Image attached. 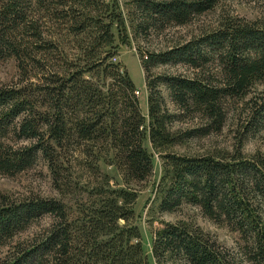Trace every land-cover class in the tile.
<instances>
[{"label":"trees","instance_id":"16d2710c","mask_svg":"<svg viewBox=\"0 0 264 264\" xmlns=\"http://www.w3.org/2000/svg\"><path fill=\"white\" fill-rule=\"evenodd\" d=\"M216 3L131 0L134 38H160ZM114 26L126 36L106 0H0V62L13 60L18 73L0 85V174L43 162L62 196L81 198L73 213L63 199L0 195V264H149L134 211L153 175L145 138L163 165L159 211L198 209L240 240L229 250L199 227L165 222L153 235L154 263L264 264V155L246 157L242 142L224 154L175 151L220 133L231 103L264 84V24L233 19L164 50L138 46L147 117L115 63ZM251 102L243 138L264 132V98ZM184 122L195 127H176ZM110 153L122 186L100 172Z\"/></svg>","mask_w":264,"mask_h":264},{"label":"rangeland","instance_id":"374dc122","mask_svg":"<svg viewBox=\"0 0 264 264\" xmlns=\"http://www.w3.org/2000/svg\"><path fill=\"white\" fill-rule=\"evenodd\" d=\"M109 4H116L121 11L126 23V36L114 26V46L116 47L115 57L116 64H119L125 70L138 92V102L141 113L147 117V92L143 72L137 55V47L151 50H164L176 44L190 40L202 33L216 30L220 25L227 23L233 19L243 20L245 22L264 24V0H217L216 6L201 16L195 17L191 22L183 27L172 28L160 38H153L150 42L136 41L134 38L133 27L130 20L133 18V7L131 0H106ZM169 72L182 73L178 69H165ZM18 77L16 66L13 60L0 62V85H12ZM264 98V84L257 86L242 101H234L231 103L227 116L223 125V129L218 134H211L205 138H197L189 141L176 148L178 154H224L231 152L238 145H242V154L246 157H253L257 154L264 155V132L255 136L243 138V126L246 123L250 110L247 106L249 101L253 103L255 100ZM180 129H191L195 126L191 123H180L176 125ZM143 146L153 158V175L147 183L141 187L139 198L134 207L136 215V224L142 236V244L145 256L149 264H155L152 258V241L154 232L162 228L163 223L186 222L193 226L199 227L205 233L215 238L219 244L229 250L237 249L240 243L239 236L231 232L224 226H218L201 215L198 209L192 207H184L181 211L174 214H162L159 211L160 196L157 193L158 185L163 177V165L159 155H157L151 147L148 138H145ZM107 156V160L101 159L99 169L102 174L108 175L112 179V183L119 186L123 185L122 178L113 162L112 153ZM73 177L84 181L88 179V175L81 172ZM75 181L72 182L74 184ZM72 187V186H71ZM0 195L7 196L13 201H20L29 197H54L63 199L67 208L76 211L74 197H64L55 188L51 175L43 162H40L34 168L25 171L13 177H5L0 174ZM80 198V197H79ZM81 201V198L76 202ZM45 224L43 223L42 226ZM36 229L33 228L29 233H25L16 237L14 242H20L31 236ZM8 251V248L0 250V258Z\"/></svg>","mask_w":264,"mask_h":264},{"label":"built area","instance_id":"2783aa9c","mask_svg":"<svg viewBox=\"0 0 264 264\" xmlns=\"http://www.w3.org/2000/svg\"><path fill=\"white\" fill-rule=\"evenodd\" d=\"M136 95H138V92H136Z\"/></svg>","mask_w":264,"mask_h":264}]
</instances>
